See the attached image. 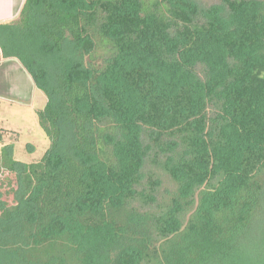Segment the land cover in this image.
Segmentation results:
<instances>
[{"label": "trees", "instance_id": "1", "mask_svg": "<svg viewBox=\"0 0 264 264\" xmlns=\"http://www.w3.org/2000/svg\"><path fill=\"white\" fill-rule=\"evenodd\" d=\"M1 58L49 144L1 143L0 264H264V0H23Z\"/></svg>", "mask_w": 264, "mask_h": 264}, {"label": "rangeland", "instance_id": "2", "mask_svg": "<svg viewBox=\"0 0 264 264\" xmlns=\"http://www.w3.org/2000/svg\"><path fill=\"white\" fill-rule=\"evenodd\" d=\"M203 1L210 4L215 2ZM45 101V93L34 85L30 75L15 58H1L0 146L1 143L12 142L16 159L34 161L47 148L49 140L40 128L36 116V111L43 107ZM255 227L257 228L253 232H256L257 237L253 240V246L256 248V244L264 243V214L263 222ZM243 251L251 254L253 249ZM234 262L241 263L239 260Z\"/></svg>", "mask_w": 264, "mask_h": 264}, {"label": "crops", "instance_id": "3", "mask_svg": "<svg viewBox=\"0 0 264 264\" xmlns=\"http://www.w3.org/2000/svg\"><path fill=\"white\" fill-rule=\"evenodd\" d=\"M22 3L23 0H0V22L15 18Z\"/></svg>", "mask_w": 264, "mask_h": 264}]
</instances>
